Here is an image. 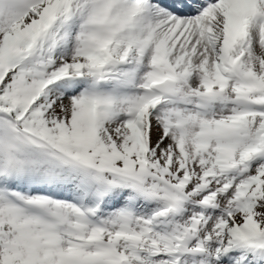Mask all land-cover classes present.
Here are the masks:
<instances>
[{
	"label": "snow or ice",
	"instance_id": "6c2138e0",
	"mask_svg": "<svg viewBox=\"0 0 264 264\" xmlns=\"http://www.w3.org/2000/svg\"><path fill=\"white\" fill-rule=\"evenodd\" d=\"M0 264H264V0H0Z\"/></svg>",
	"mask_w": 264,
	"mask_h": 264
}]
</instances>
